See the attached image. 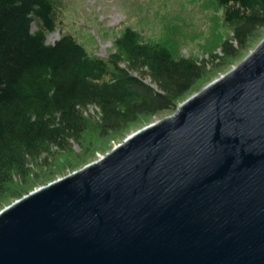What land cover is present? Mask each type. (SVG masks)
<instances>
[{"label":"water","instance_id":"obj_1","mask_svg":"<svg viewBox=\"0 0 264 264\" xmlns=\"http://www.w3.org/2000/svg\"><path fill=\"white\" fill-rule=\"evenodd\" d=\"M0 264H264V40L172 116L3 209Z\"/></svg>","mask_w":264,"mask_h":264},{"label":"trees","instance_id":"obj_2","mask_svg":"<svg viewBox=\"0 0 264 264\" xmlns=\"http://www.w3.org/2000/svg\"><path fill=\"white\" fill-rule=\"evenodd\" d=\"M64 7L62 0H0V211L30 194L90 134L110 139L177 110L213 72L208 60L176 52L179 31L193 15L202 16L214 36L229 32L221 55L210 54L220 68L240 58L264 30V0H182L163 23V39L146 40L127 29L104 60L72 34L48 43L62 30ZM90 154L87 149L76 161Z\"/></svg>","mask_w":264,"mask_h":264},{"label":"rangeland","instance_id":"obj_3","mask_svg":"<svg viewBox=\"0 0 264 264\" xmlns=\"http://www.w3.org/2000/svg\"><path fill=\"white\" fill-rule=\"evenodd\" d=\"M62 1L65 5L62 16V30L50 35L48 37V43H55L60 39L63 33L72 34L84 44L91 55L104 60H107L110 55L115 53V42L127 29L139 32L142 38L146 40L160 41L163 39V23L166 21L170 22L169 19L173 17L170 13H175L182 2V0ZM194 16L196 15H193L188 19V23L184 29L179 31V44L176 52L181 57L208 60V69L213 72L205 80L198 83L195 90L185 96L180 104L200 93L210 83L238 66L264 40V30H262L258 39L254 41L248 51L236 60H229L227 67L220 68L218 66L219 64H217L218 61L215 62L211 60L210 54L213 53V55L220 56L221 42L230 34L228 31L223 30L221 35L217 33L216 36H214L211 29L207 26L208 22L204 20L202 16H196V19H193ZM194 23L195 26H192ZM146 82L151 84L149 79ZM89 113L95 117L97 115V110L91 108ZM174 113L175 112H166L155 117L146 118L142 120V122L132 125L131 128L126 130L123 134L114 136L110 139L103 140L90 134L85 146H75L71 158L62 160L60 162L61 165L57 166L59 169H56L52 175L46 177V180H42L30 190L34 192L41 187L61 180L70 174L83 169L89 164L99 161L135 132L157 121L170 117ZM87 149L91 151L90 156L82 159L81 162L76 161L77 158L84 154ZM65 161H69L70 164H73V167H66ZM44 171L47 174L48 169H44ZM26 195L28 194H24L20 198L11 200L2 209L12 205Z\"/></svg>","mask_w":264,"mask_h":264}]
</instances>
